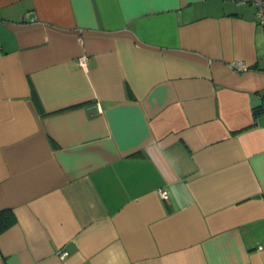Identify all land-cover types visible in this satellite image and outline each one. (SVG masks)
Masks as SVG:
<instances>
[{"label": "crops", "instance_id": "0c3cea01", "mask_svg": "<svg viewBox=\"0 0 264 264\" xmlns=\"http://www.w3.org/2000/svg\"><path fill=\"white\" fill-rule=\"evenodd\" d=\"M0 207V264H264L254 6L0 0Z\"/></svg>", "mask_w": 264, "mask_h": 264}, {"label": "built area", "instance_id": "2783aa9c", "mask_svg": "<svg viewBox=\"0 0 264 264\" xmlns=\"http://www.w3.org/2000/svg\"><path fill=\"white\" fill-rule=\"evenodd\" d=\"M235 1L236 3H247V4H252L255 8V15H256V18H257V21L260 23V24H264V0H233ZM86 55L85 54H82L80 56H78L77 58V62L79 65H84L85 62H86ZM231 66L232 68L234 69H238V70H245L247 68V66L241 62V61H234L231 63ZM159 193H160V196L162 198H165L167 196V191L166 190H158ZM66 255V252L65 251H62L60 253V256H65Z\"/></svg>", "mask_w": 264, "mask_h": 264}, {"label": "trees", "instance_id": "16d2710c", "mask_svg": "<svg viewBox=\"0 0 264 264\" xmlns=\"http://www.w3.org/2000/svg\"><path fill=\"white\" fill-rule=\"evenodd\" d=\"M16 218L10 209L0 207V233L13 225Z\"/></svg>", "mask_w": 264, "mask_h": 264}, {"label": "water", "instance_id": "95a60500", "mask_svg": "<svg viewBox=\"0 0 264 264\" xmlns=\"http://www.w3.org/2000/svg\"><path fill=\"white\" fill-rule=\"evenodd\" d=\"M91 109L96 110V106L91 107Z\"/></svg>", "mask_w": 264, "mask_h": 264}]
</instances>
